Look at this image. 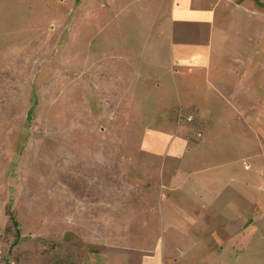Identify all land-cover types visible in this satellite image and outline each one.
<instances>
[{
  "label": "rangeland",
  "instance_id": "rangeland-1",
  "mask_svg": "<svg viewBox=\"0 0 264 264\" xmlns=\"http://www.w3.org/2000/svg\"><path fill=\"white\" fill-rule=\"evenodd\" d=\"M112 1L0 0V264H140L142 256L174 252L167 238L176 234V220L167 226L160 203L161 144L141 146L146 127L159 129L163 111L156 95L162 88L156 91L134 66L151 36L137 35L128 22L116 32L114 13L125 10L127 0ZM157 60L144 56L149 67ZM260 78L259 129L253 142V131L243 132L242 142L244 170L261 177L259 202L246 203L240 233L229 235L228 256L209 264H264ZM179 115L168 117H178L195 143L206 138L190 155L216 154L220 146L211 141L223 132L202 128L194 110ZM131 171L134 180L127 178ZM191 180L181 175L182 184ZM106 222L114 236L94 242L93 225L101 232ZM124 227L135 235L123 237Z\"/></svg>",
  "mask_w": 264,
  "mask_h": 264
},
{
  "label": "crops",
  "instance_id": "crops-1",
  "mask_svg": "<svg viewBox=\"0 0 264 264\" xmlns=\"http://www.w3.org/2000/svg\"><path fill=\"white\" fill-rule=\"evenodd\" d=\"M262 3L264 0H127L126 9L114 13L116 32L122 34L118 24L128 22L137 35L151 36L148 48L139 50L134 66L141 69V75L147 74L148 82L156 83V91L162 88L156 95L163 111H159V129L146 127L141 146L145 144L149 150L161 144L158 153L164 179L160 203L167 226L176 220V234L167 238L176 254L165 257L162 252L158 259L145 255L140 264H196L198 260L209 264L211 259L228 256L229 235L233 238L240 233L246 203L252 207L253 200L259 202L261 177L258 172L244 170L242 142L243 132L253 131V142L259 129L260 75L264 78ZM144 56L157 57L156 65L149 67ZM155 73L158 78H153ZM189 110L197 112L202 128L223 132L211 141L220 146L216 154L207 158L190 155L191 148L197 150L206 138L195 143L196 138L188 135L178 117L176 121L168 117ZM226 141H230L228 146ZM206 162L207 167L202 166ZM135 173L131 171L127 178L134 180ZM182 174L187 181L192 177L190 185L187 181L182 184ZM111 207L107 205L106 210ZM106 224L101 232L93 225L94 242H110L114 231L109 222ZM182 224L187 226L185 230L180 228ZM129 233L135 235L124 227L123 237ZM137 239L143 241L140 236ZM79 240L86 243L81 237ZM211 245L217 250L210 249Z\"/></svg>",
  "mask_w": 264,
  "mask_h": 264
},
{
  "label": "built area",
  "instance_id": "built-area-1",
  "mask_svg": "<svg viewBox=\"0 0 264 264\" xmlns=\"http://www.w3.org/2000/svg\"><path fill=\"white\" fill-rule=\"evenodd\" d=\"M191 120H192V118H191V116L189 115V116H187V117H185V121L186 122H191Z\"/></svg>",
  "mask_w": 264,
  "mask_h": 264
}]
</instances>
